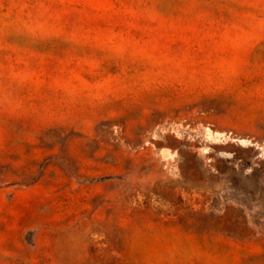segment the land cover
I'll use <instances>...</instances> for the list:
<instances>
[{
    "label": "rangeland",
    "instance_id": "374dc122",
    "mask_svg": "<svg viewBox=\"0 0 264 264\" xmlns=\"http://www.w3.org/2000/svg\"><path fill=\"white\" fill-rule=\"evenodd\" d=\"M0 264H264V0H0Z\"/></svg>",
    "mask_w": 264,
    "mask_h": 264
}]
</instances>
